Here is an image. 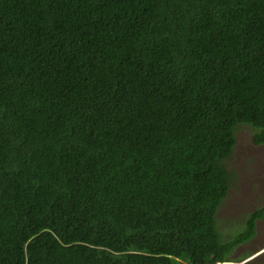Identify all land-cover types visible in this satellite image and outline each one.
<instances>
[{
    "label": "trees",
    "instance_id": "trees-1",
    "mask_svg": "<svg viewBox=\"0 0 264 264\" xmlns=\"http://www.w3.org/2000/svg\"><path fill=\"white\" fill-rule=\"evenodd\" d=\"M242 125L264 0H0V264L228 262Z\"/></svg>",
    "mask_w": 264,
    "mask_h": 264
},
{
    "label": "rangeland",
    "instance_id": "rangeland-1",
    "mask_svg": "<svg viewBox=\"0 0 264 264\" xmlns=\"http://www.w3.org/2000/svg\"><path fill=\"white\" fill-rule=\"evenodd\" d=\"M254 129L242 125L237 130V144L228 161L232 184L217 217L223 240L233 239L248 217L264 208V145L253 141ZM256 234L233 249L228 262L222 264H264V219L256 223Z\"/></svg>",
    "mask_w": 264,
    "mask_h": 264
}]
</instances>
